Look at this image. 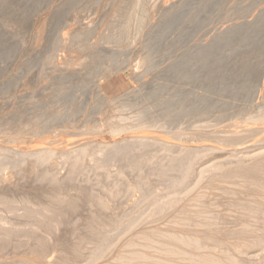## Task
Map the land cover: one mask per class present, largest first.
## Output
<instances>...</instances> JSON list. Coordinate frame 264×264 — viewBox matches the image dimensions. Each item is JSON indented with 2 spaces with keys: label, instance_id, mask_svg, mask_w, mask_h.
Wrapping results in <instances>:
<instances>
[{
  "label": "rangeland",
  "instance_id": "374dc122",
  "mask_svg": "<svg viewBox=\"0 0 264 264\" xmlns=\"http://www.w3.org/2000/svg\"><path fill=\"white\" fill-rule=\"evenodd\" d=\"M123 2V0H0V143L4 149H8L6 147L9 146V149L15 153V158L22 150H33V147L36 148V145V149L44 148L40 151L42 155L40 152L36 153L38 156L34 155L35 153H32L36 158H33V155H31L32 157H30V155L24 157V159L26 158V163L24 162L21 164L22 168L17 167L16 170H14V168L11 170L10 163H4V165L6 164L5 166H3L2 163L0 165V191H6L11 187L14 189L17 187L18 190L35 189L34 186H38L39 188V185L41 184L42 185L39 189L44 185H49L52 188H59L67 193H77L78 190H83L82 188H84L82 192L86 193L83 196L85 203L93 206V208H91L92 210L94 209L96 215L108 220L112 217L114 218L118 214H123V211H126L133 206V202L136 203L140 199L139 193H132V187H128L129 185L126 187L125 185L127 184L120 180L121 177H119L118 174L116 175L111 172L115 170L114 168L103 167L102 171H100L101 167L99 170V167L97 168L95 166L96 163H93L95 161L91 162L88 160L87 162L82 156L84 155L83 153H85L84 150L80 149L79 152L73 151V153H69L71 158L65 155H61L64 157L58 156V159L60 160L56 159L57 157H53L56 156L55 152L57 150H64V148L74 149L79 147L76 144H84L87 142L86 132L91 131L96 127L99 128V131L96 136L94 135V137H91L93 141L95 140V144H101L104 146L107 144L112 145L113 142L116 143L122 139L124 140L133 137L132 132L125 131H122L123 133L117 131V135H115L117 133L116 131L115 134H110L107 130L108 128L105 127L109 120H112L120 113L123 115L131 114L133 116V113L138 115L139 112L138 116L134 114L135 118L137 117L140 119H137L138 121L135 119V122L139 124H136V126L143 128H148L150 126V130L155 128L157 131L172 130L183 133L186 128L189 130L198 124L204 123V121L207 123L209 120L210 123L213 121L212 124H214V126L216 125L215 127H225L229 130H231L232 127L233 130L235 127L234 125L238 123L239 118L241 117L240 113L242 115L246 110V112L251 111L250 113H252L257 109L256 106H259L258 104L261 105L262 102L264 103V0H131L125 1V4ZM133 5L134 8H140L139 10L144 14L143 17L146 18L143 19L139 16L133 18L134 20L131 21L132 27L130 26L132 28L131 35L126 38L124 43H118L114 40L111 44L103 43L99 38H102L103 35H105L104 33L109 31L106 29H108L109 24L112 22L113 10L118 6L125 9L126 7L130 8V6ZM105 25L108 26L106 27ZM80 33L83 37H79ZM113 33H116V30H113ZM73 37H76V39ZM245 51L249 53L251 52L248 54V57L247 55H244V53L246 54ZM251 56L255 57V64L254 59L253 61H250L252 60L249 58ZM245 58L250 59L248 61L251 63L253 62L254 66L247 62V59ZM258 62L261 63V66L258 65ZM215 64L219 65L216 66ZM207 66L210 68V71ZM250 66H253L257 72L255 74L258 79L255 78L256 76L254 77L257 85L253 83L254 79L251 83V80L249 81V79L245 77H243V79L242 77H237L238 79L240 78L239 81H237L238 79H236V77L231 78V73L228 76V73L232 72L235 68L242 71L250 68ZM241 67L244 68L242 69ZM245 67L247 68L245 69ZM225 74L227 75L226 78ZM211 77L216 78L217 82H214V79L211 81ZM220 77H223L225 81L222 79L220 80ZM241 88L243 90H241ZM248 88L252 90H249ZM247 89L249 92L245 91ZM260 100L261 103L259 102ZM255 102H257V104ZM209 104L213 106L212 108L209 107V109H207L208 106L205 105ZM220 104L221 106H219ZM250 104L251 106H249ZM252 104H254V106ZM167 106L168 109L166 108ZM202 114H204V118ZM174 121H176V123ZM222 121L223 125L221 124ZM147 124L149 126H147ZM227 124H229V126H226ZM235 131L239 132L240 129ZM75 133L78 135L81 133V135L78 136ZM130 134L132 135L129 137ZM256 135L257 137L252 135L251 138L249 136L246 138V142L243 141L238 143L242 145L238 147L235 146V148H244L246 145H253L254 141L263 139L262 136H264V132L263 134ZM53 136H55L56 139ZM44 141L47 142V146H44ZM211 142L208 141V143L214 148V150H212L213 152H209L210 155H206L207 158H204L205 155L199 156L200 158H197L199 161L196 159L191 163L192 166L190 165V171H195L194 168H199L205 161V167L208 166L207 168H209V170H207L208 174L206 173L207 175H205L207 181L208 179L210 181L213 177L215 178L213 179L214 181L212 180V182L210 181L209 183L212 187L214 182H216L214 184L215 187L213 186L214 188L212 187V189L216 190V188H218L219 191L220 189L222 191L226 189V192L224 193H227V191L230 192V190L233 193L239 191L238 193L241 196L240 197L238 196L239 194H237L238 198L240 197L239 200L243 202H251L254 197L253 194L251 192L250 194L248 191L254 189L252 186L256 185L257 176L255 175V182H250L249 179L247 180V178L245 179L241 176L242 180L238 175L233 178L236 180V177L238 176L240 177V180L238 178L236 180L237 182L235 180L233 181V178L229 177L227 174L229 171L231 174L236 171L234 168L235 164H232V161L230 162V159L232 158L228 156L229 153L226 154V152H224L229 146H224L218 142L216 143V141H214V144ZM32 143L34 144L32 145ZM263 144L264 142H262L260 146H264ZM232 147L233 146H231V148ZM218 148L220 150H218ZM45 149L46 151H44ZM47 149L52 155L48 154ZM53 149L55 150L53 151ZM74 152L75 155H72ZM39 154L41 157H39ZM99 155L102 156L101 160L105 161L107 164L109 159L103 158L104 155L105 158H109L107 150L104 149ZM100 156L98 158H100ZM30 158L35 162L33 166H31L33 161ZM227 158L230 163L227 162L224 165V168L226 167L225 171L228 168V173L226 171V175L229 179H223L224 176L215 174L214 171H217V167L214 163L216 161H226ZM24 159H22V162ZM36 160L38 161L36 162ZM55 160L56 162H54ZM253 161H257L259 164L257 165L258 168L255 166V162H253L254 166L252 163L249 164L257 168L258 175L259 172L264 170V154L259 157V159L257 158ZM55 163H58L60 166ZM37 167H39V170ZM235 167L238 168L237 166ZM231 168L232 170H230ZM42 170L43 172L47 170L46 173H44L45 175ZM49 172L52 174L50 175ZM35 173L37 175H34ZM261 174L263 175L264 173L258 175L257 185H260L258 187L264 189V179L262 178L264 175L261 176ZM53 175L55 176L53 177ZM109 175H113L112 178ZM217 175L221 178H217ZM56 177L57 179H63H61L62 181L60 179V181H58ZM67 178L72 182L66 180ZM112 179L114 180L110 181ZM244 179L248 182H245ZM118 180L121 182H118ZM16 182L19 184L17 185ZM29 182H33L35 185L33 183L30 184ZM217 182H221L220 185L223 182H226V184L229 183V185L225 188V184L220 186ZM59 183L62 186L59 185ZM64 183L66 185L69 184L67 185L68 187H66ZM70 183L76 186H73ZM238 183L242 190L240 187L238 188ZM209 184L208 182H205L202 183V185H199V187L193 189L191 192L192 195L190 196L193 203L206 199L205 197H214V195L209 194V196L206 193L209 189L208 187L204 188L210 186ZM256 187L257 186H255V188ZM94 190H96V192ZM201 190H205L206 192ZM221 192L218 194L220 195ZM246 193L247 197L249 196V198L246 197L247 199L245 196L244 198L242 197ZM222 195H224L223 192L221 196ZM137 197L139 198L138 200ZM226 197L227 195L225 194L224 198ZM94 206L96 208L98 207L97 209L99 210H96ZM173 208L164 212L167 213L168 217L166 214H162V216L160 215L161 217L156 218L157 221H163L162 219L166 218L165 220L168 222L164 220L159 223L154 218L156 224L152 223L153 220H150L149 223L147 222L145 224V228H143L144 225H140L135 228L137 229L135 231L133 229L128 230L124 228L126 219L122 217L121 219H123V222L122 225L119 226V231L122 233L121 230H123V233H125L126 236L128 235V237L120 234L122 236H120V240L118 239L119 244L122 245L127 241L128 243H137L138 241L136 242L135 240L136 238L139 239V234L141 233L139 231L148 229V231L155 232L152 229L153 227H156L154 229H162V231L156 230V233L167 231V233L169 232L170 234H173L175 232L177 233V231H181L180 233H182V231L186 230V232L184 231L185 234L184 232L182 233L186 240L195 237L206 239L207 235L203 229H199L200 227L197 228L198 232L195 230L196 227H194L193 230L192 226H189V228H187L188 226H180V230L178 228L177 230L175 229V231L172 222H174V220L176 221L174 216L178 217L177 215H180L181 211L179 212V207L178 209L176 208L175 211V208ZM207 208L209 209V207ZM17 212V214L24 213L23 210H20V212L18 210ZM9 213L10 212H8V214ZM1 214L3 213L1 212ZM84 214L85 218L83 220L87 219L86 213ZM5 215L7 214L4 213V216ZM65 219H68V221H65ZM65 219H62L61 222L64 221L65 224H70V218L65 217ZM166 223L169 224L167 225ZM154 224L156 226H153ZM159 225H163L162 228H158L161 227ZM169 225L172 227L170 226L171 228H168ZM29 228L30 226H26L25 228H22V231L29 230ZM63 228L65 230L68 227L66 228L63 226ZM169 229L172 230L168 231ZM49 231L52 234H55V230L51 229ZM60 232L61 231L57 232L58 238L55 240V243L50 245L52 247L48 246L46 247L47 249L43 248L46 252L49 251L47 254L44 253L45 251L43 249H36V247H33V249H36L41 253H34L30 244H27V247L22 245L23 248L25 247V250L19 247V253L15 250L18 248L16 247L18 245H8L9 249L6 250L7 252H10L11 256L8 255V257H6L7 252L4 251L7 247L1 248L0 255L5 256L0 258V260H5L6 258L8 261L15 255L14 257L20 260L34 258L37 263L40 261L39 264H45L48 262V264H56L57 260L55 258L58 256L60 258L58 261L62 259L67 262L68 259V261L72 262L73 260H70L68 257L67 244L68 240L69 242L71 240L77 241V236L74 234L71 235V233L67 236L61 237L62 234H60ZM187 232L188 234H186ZM185 235L189 236L186 237ZM70 237L71 240L69 239ZM57 241L59 242V246L57 245ZM72 242L74 243L75 241ZM210 242L207 244L209 249L213 248V242ZM54 244L57 246H54ZM115 245L120 247L118 243ZM28 247L31 251L30 253H32L31 255H28L30 254ZM58 247L61 249L60 252H57L59 249ZM117 247L114 251L119 249ZM48 248L50 250H48ZM62 249L66 251V254H63L64 251L62 252ZM51 250L55 253L52 254ZM223 251H226V254ZM223 251V255H226L225 257H228L232 253L230 250L224 249ZM70 252L72 251L69 250V256ZM16 253L19 254L18 256L21 255V257H17ZM76 253L77 252L74 253V257L71 254L74 260H77ZM246 253L248 254V251L243 252V254ZM42 254L43 256L46 254L47 259L45 257H40ZM54 254H56V257ZM88 254H85L87 256L86 258L84 256L82 257L83 260L82 258H78L79 261L77 260L76 264H87L89 257ZM243 254L239 255L241 256L239 258L244 261L245 264H264V247L262 246L257 247L256 250L249 251V259L252 256L255 260H253L254 258L248 260V258L245 257L247 254L242 257ZM49 255L51 256L49 257ZM41 259H43L42 262ZM54 259L55 261L53 262L52 260ZM104 261L107 260L100 259L99 262L93 261L92 263L105 264L106 262Z\"/></svg>",
  "mask_w": 264,
  "mask_h": 264
},
{
  "label": "bare ground",
  "instance_id": "6f19581e",
  "mask_svg": "<svg viewBox=\"0 0 264 264\" xmlns=\"http://www.w3.org/2000/svg\"><path fill=\"white\" fill-rule=\"evenodd\" d=\"M123 1L125 2V1H131V0H123ZM15 5H18V4H15ZM118 5H120V4H118ZM107 6H106V8H107ZM115 7H117V6H115ZM137 9L138 8H134V5L130 6V8L126 7L125 9H123V7H121V6H118L117 8H115L113 10L112 22L109 24L108 29L105 28L106 30H109V31L108 32L106 31V33H104L105 35H103V37L99 38V39H101L103 41V43H110L111 44V43H113V40L117 41L118 43H124L126 38L129 35H131V32H132L131 21L134 20L133 18L136 16L142 17L143 19L146 18V17H143L144 14L142 11L139 10L140 8L138 10ZM60 14H61V11H60ZM52 20H53V18H52ZM107 24H108V22H107ZM113 30L114 31L116 30V33H113ZM73 36H75V35H73ZM80 36H81V33H80L79 37ZM81 37H83V36H81ZM73 38L76 39V37H73ZM77 39H78V36H77ZM115 44H117V43H115ZM250 53L246 52V54L244 53V55L245 56L247 55V57H248L249 56L248 54H250ZM249 58H251L252 60L245 58V59H247V62H249L248 60L253 61V59H254V64H255V61H256L255 57L251 56ZM257 58H259V57H257ZM199 62H201V61H199ZM249 63H251V62H249ZM258 63H259L258 65L261 66V63L260 62H258ZM251 64L254 66L253 62ZM210 65H211V63H210ZM218 65H216V66H218ZM253 66L252 67L250 66V68L245 67V69L246 68L247 69L242 70V71H239L236 68L235 69L232 68L234 72L231 69V71L233 73L232 72H229V73L227 72V73H228V76L230 75V73L232 74L231 78L236 77V79H238L237 77H242V79H243V77H245V78L249 79V81L251 80V83H252V80L256 76L255 73H257ZM211 68L214 69L213 67H211ZM241 68L243 69L244 67H241ZM208 69L210 71L209 67H208ZM235 70H237V71H235ZM212 72H214V71H212ZM222 72H223V70H222ZM214 73H216V72H214ZM217 73H219V72H217ZM210 75H212V74H210ZM214 77H211V81H212V79H214L215 80L214 82H217L216 78H214ZM226 77H227V75L225 76V78ZM255 78L258 79L257 76ZM221 79L224 80L223 77H220V80ZM239 79L237 81H239ZM218 82H220V81H218ZM255 82H256V80L254 79L253 83L256 84L257 82L256 83ZM241 90H243V89L241 88ZM247 90H245V91L249 92V90H252V89H249L248 91ZM262 91H263V89H262ZM194 94H195V92H194ZM239 94H241V93H239ZM209 101H212V100H209ZM263 101H264V99H263ZM259 102L261 103V100ZM255 103L257 104V102H255ZM254 104H252V105L254 106ZM209 105H205V106H208L207 109H209V107L212 108V106H213V105L212 106L211 105L209 106ZM258 105H259L258 107L256 106L257 109H255L253 107L255 109V111L252 113H250L251 111L246 112L247 110L244 113H242V115L240 113L241 117L239 118L238 123L236 125H234L232 123L235 126L233 130H232V127H231V130H229L225 127H215L216 125L214 126V124H212L213 121H212V123H210V120L207 123H205V121H204V123L198 124V125H196L197 124L196 123V124H194L196 126L190 128L189 130L187 128L185 130L183 129L185 131L183 133L177 132V131H172V130L171 131H157L155 128L150 130L151 128L149 129L150 126L148 124H147V126H149L148 128L136 126V124H138L137 122H135V119L136 120L138 119L137 117L135 118V115H137L136 113H133V116L131 114L123 115L120 113L119 115L115 116V118H113L112 120H109V122L106 121L108 123V125L106 123L105 127L108 128L107 130L109 131L110 134L111 133L115 134V131L116 132L117 131H121V132L125 131V132H132L133 137H131L129 139H124V140L120 139L121 141H118L119 140L118 139L117 140L118 142H116V143L113 142L112 145L107 144L108 146L107 145L104 146L101 144H95L94 143L95 140L93 141V139H91L92 136L93 137H94V135L96 136L97 132L99 131V128L96 127L94 129H92L91 131H87L86 132L87 137L85 136L87 139V142H85L84 144L79 143L80 145L76 144L79 147L76 146L77 148H74V149L73 148L72 149L64 148V150H62L61 149L62 147H61L60 148L61 150H57L55 152L56 156H53V157H57L56 159H58V156L64 157L61 155L69 156V153L71 154V153H73V151L79 152V150L82 149L85 152V153H83L84 155H82V156L87 160V162H88V160H90L91 162L95 161L93 163H96L95 166L97 168L99 167V170L101 167L100 171H102L103 167L114 168L115 169V170H113L114 172L111 170L110 171L116 175L118 174V176L121 177L120 180H122L123 182H125V184H127V185H125L126 187L128 185H129L128 187H132V190H133L132 193L138 192L140 195L139 196L140 199L137 197V200L138 199L139 200L136 203L133 202V204H132L133 206H131L128 210L123 211V214H118L117 216H115L116 218L112 217L113 219L111 218V219L107 220V219H103L100 216L96 215L94 213V209L92 210L93 206L87 205V203H85L83 196L86 193L82 192L84 190V188H82L83 190H78L79 193H78V191H77V193L76 192L73 193L72 192L73 190L71 189L72 188L71 187L70 189L72 190L71 191L72 193H67L64 190H61L59 188H52L49 185H44L41 189H39L40 186L42 185L41 184V185H39V188H38V186L37 187L34 186L35 189H25V190L20 189V190H18L17 187H15L16 189L11 187V188L7 189L6 191L1 190L0 191V249L7 247V248H5V251L3 249L4 252H7L6 249H9L8 245L9 246L18 245V246H16L18 248H16L15 250H17L16 252L19 253V251H20L19 247L25 250V247L23 248L22 245H25L27 247V244L28 245L30 244L32 246V251L34 250L33 247L34 248L36 247V249L37 248H40V249L44 248L45 249L48 246L52 247L50 245L52 243H55V240L58 238L57 232L61 231L60 232V234H62L61 237L67 236V235L72 233L71 235L74 234L75 236H77L76 237L77 241L71 240V237H70L69 239L71 240L70 241L71 243L68 240V244H67L68 257L70 260H73V261L72 262L68 261V259H67V262L65 260L63 261L62 259L58 261V259H60V258L57 256V258H55L57 260L56 264L59 262H61L59 264H76L77 260L79 261V259H81L83 256L85 258L87 257L85 255L86 253L87 254L89 253L87 264H90L93 261L99 262L100 259L107 260V261H104V262H106L105 264H245L244 261L240 260L239 257H241V256H239V255H241V254H243V252H247V251L249 254V251L256 250L257 247H261V246L264 247V189L258 187L260 185H257L258 184V175L260 173H264V170H262L263 172L262 171L259 172V174L257 175V168H258L257 165H259L257 163L258 160L256 162L253 161V160H256L257 158L259 159V157L263 156V154H264V146H260L262 144V142H264V136H262L263 137L262 140L254 141L253 145H249V146L246 145L245 147L243 146L244 148H237L238 146L242 145V144H238V143H241L243 141L246 142V138H248L249 136H250V138L252 135L253 136L255 135L257 137L256 134H263V132H264V103L262 102L261 105L260 104H258ZM219 106H221V104ZM249 106H251V104ZM164 108H165V106H164ZM166 108L168 109V106ZM195 108H196V106H195ZM200 108L202 109L201 106H200ZM211 108H210V110H211ZM180 109H183V108H180ZM216 109H217V107H216ZM209 112H211V111H209ZM146 114H148V113H146ZM138 115H139V112H138ZM203 115L204 114H202V116ZM203 118H204V116H203ZM170 119H171V117H170ZM138 120H140V119H138ZM174 122L176 123V121H174ZM229 122H227V123H229ZM221 124L223 125V121L221 122ZM229 124H227L226 126H229ZM180 125H182V124H180ZM189 125H191V124H189ZM158 127H161V126H158ZM237 129H240V131L236 132L235 130H237ZM103 130H104V128H103ZM186 130H188V131H186ZM117 134H118V132L115 135H117ZM76 135H78V134H76ZM79 135H81V133ZM83 135H84V133H83ZM131 135L132 134H130L129 137ZM56 136H57V134H56ZM73 136H75V135H73ZM53 137L55 138V136H53ZM6 138H8V137H6ZM45 140H46V137H45ZM0 141H1V139H0ZM208 141H210V142L212 141L211 143H213V144H214V141H216V143L218 142L224 146H229V148L224 150V152H226V154L229 153L228 156L230 158H232V159L229 158L230 162L232 161L231 163L235 164L234 168L236 171H234L231 174L230 171L228 173V171H227L228 168H227V170H226L228 173L227 174L225 171L226 167L224 168V165L227 162L230 163L228 158L226 161H216L214 163V165H216V167H217V169H216L217 171H214L215 174L224 176L223 179L224 178L229 179V177L233 178L234 176L238 175L240 177L241 176L244 177L245 179L247 178V180L249 179L250 182H253V181L255 182V180L257 178V183L255 185L257 187L255 188V186L253 185L254 187L252 186V188H254V189L250 190L251 187L249 186L250 191L247 190L249 193L251 192L253 194V197H254V199L252 200L253 202L252 201L251 202H249V201L245 202L244 201L245 202L244 203L243 201L239 200L241 197L240 194L238 193L239 191L234 192L235 193L234 194L231 190H230V192L227 191V193H224V192H226L225 191L226 189L224 191H222L221 189L219 191L218 188H216V190L212 189V187L214 186V184L216 182H214V184L211 187V185L209 183H210V181L212 182V180L215 178L213 177V179H211L210 181L208 179V181H207V177L205 175L208 174L207 170H209V168H207L208 166L205 167V165H204L205 161H204V164H201V166L199 168L198 167L194 168L195 171H192V172L190 171V165L192 162H194L201 155L202 156L205 155L204 158L206 157V155L209 156L210 155L209 152L214 150V148L211 146V144L208 143ZM37 142H42V141H37ZM71 142H72V140H71ZM4 143H6V142H4ZM33 144L34 143H32V145ZM43 144H44V146L48 145L47 142H45V141ZM231 146H233V147L231 148ZM235 146H237V147L235 148ZM1 147H2V144L0 146V165L3 163V166H5L7 163H10L9 165H10L11 170H12V168H14V170H16L17 167L22 168L21 164L26 161L25 160L26 158L24 159V157H28L29 155H30V157H32L31 156V155H33L32 153H35L34 155H37L36 153L42 151L41 149L43 148V147L41 148L40 146H38L41 149H36L37 148V145H36V148L33 147V150H22L20 153L18 152L19 154L15 158V156H14L15 153H13L11 149H9V146L6 147L8 149H4L3 147L2 148ZM30 147H32V146H30ZM74 147H75V145H74ZM104 149L107 150V154L109 156V158H107V157L105 158V155L103 157L104 159H109L107 161V164L105 163V161L101 160V157H102V156H100L101 154L99 155V153L104 151ZM54 150L55 149H53V151ZM218 150H220V149L218 148ZM44 151H46V149ZM47 152H48V154L52 155V153H50L48 151V149H47ZM40 154H41V152H40ZM40 154H39V157H41V155H42V154L41 155ZM34 155H33V158H36ZM72 155H75V152ZM98 155L100 156V158H98L99 157ZM70 156H69V158H71ZM82 156H80V157H82ZM39 157H37V158H39ZM22 159H24L23 162H22ZM31 160L33 161V159H31ZM38 160H36V162ZM58 160H60V159H58ZM61 160H63V159H61ZM28 161H30V160H28ZM81 161H82V158H81ZM54 162H56V160ZM253 162L256 163L255 166L257 168L253 167L254 166ZM4 163H6V164L4 165ZM34 163L35 162L33 161V164H31V166H33ZM249 163H252L253 166H251ZM37 164H35V165H37ZM55 164H58V163H55ZM235 166H237L238 168H236ZM39 167H37L38 170H39ZM43 167H46V166H43ZM23 170H24V167H23ZM33 170H34V168H33ZM44 170H45V168H44ZM50 170H51V168H50ZM230 170H232V168ZM46 171L43 172V170H42L43 174L46 173ZM258 171H259V169H258ZM20 172H21V170H20ZM67 173H69V172H67ZM51 174L52 173H50V175ZM34 175H37V174L35 173ZM71 175H73V174H71ZM96 175H97V173H96ZM116 175H115V177H116ZM255 175L257 176L256 178H255ZM263 175L261 174V176H263ZM54 176L55 175H53V177ZM112 176H110V177L112 178ZM238 176L236 178L237 179L239 178V180H240V177H238ZM242 177H241V179H242ZM47 178H49V177H47ZM217 178H221V177L218 176ZM262 178L264 179V176ZM262 178H261V180H262ZM4 179H5V177H4ZM35 179H36V177H35ZM56 179H57V177H56ZM59 179L60 178H58L57 180L60 181L63 178H61L60 180ZM114 179H112L110 181H113ZM252 179H254V180H252ZM66 180H68V178ZM219 180H221V179H219ZM234 180H235V178H233V181ZM247 180H245V182ZM261 180H259V181H261ZM94 181H95V178H94ZM225 181H226V179H225ZM53 182H55V181H53ZM69 182H72V181H69ZM118 182H121V181L118 180ZM205 182H208V184L210 186H206L204 188L208 187L209 189L207 192L205 190H201V191H205L208 195L209 194L214 195V197L213 198L205 197L203 194V196L206 199H203L201 201H197L196 203L195 202L193 203L192 200L190 199V196L192 195L191 192L193 191L194 188L199 187V185H202V183H205ZM236 182H234V183H236ZM13 183H11V184H13ZM32 183H30V184H32ZM60 183H59V185H61ZM220 183H218V184L220 185ZM243 183H244V181H243ZM2 184H4V183H2ZM18 184L19 183H17V185ZM33 184L35 185V183H33ZM64 184H63V186H64ZM70 184H72V183H70ZM114 184H117V183H114ZM222 184H225V186L223 185L225 188H227L229 185V183L226 184V182L225 183L223 182ZM249 184H251V183H249ZM67 185H69V184H67ZM67 185H66V187H68ZM80 185H82V184H80ZM233 185H235V184H233ZM237 185H239V183ZM73 186H76V185H73ZM78 187H79V185H78ZM92 187H91V190H92ZM239 187H240V185L238 186V188ZM242 187H244V186H242ZM32 188H33V186H32ZM123 188H125V187H123ZM238 188H237V190H238ZM22 189H23V185H22ZM67 189H69V188H67ZM126 189H128V188H126ZM240 189H241V187H240ZM217 190H218V193L222 191L224 195L225 194L227 195V197L224 198V195L221 196L222 192L219 195L217 193ZM244 190H245V188H244ZM94 191L96 192V190H94ZM126 192H128V191H126ZM101 193H103V192H101ZM114 193H116V192H114ZM129 193H130V191H129ZM132 193H131V195H132ZM206 193H205V195H206ZM247 193L245 195H243L242 197L244 198V196H245V198H246ZM233 194H234V196H233ZM237 194H239L238 195V196H240L239 198H238ZM94 195H95V193H94ZM235 195H236V197H235ZM103 196H105V195H103ZM236 198H238V199H236ZM247 198H249V196ZM90 200H91V198H90ZM178 207L180 208L179 212L181 211L180 212L181 214L177 215L178 214V212H177L176 215L178 217L174 216L176 218V221L174 220V222H172L173 223L172 225H174L173 229L177 230L179 228V230H180V226H183V227L188 226L187 228H189V226H192V229L194 227H196L195 230L198 232L197 228L200 227L199 228L200 230L203 229V231H205V234L207 235L206 239H199L198 237H195L192 239L188 238L189 240H186L184 235L182 234L184 231L186 232V230H184L186 228L182 229V230H184V231H182V233H180L181 231L180 232L177 231V233L175 232L173 234H170L169 232L167 233V231L156 233V230L162 231V229H154L156 227H153L152 229L155 232L148 231V229L139 231V232H141L139 234L141 237L139 236V239L136 238L135 241L136 242L138 241L137 243H128V241H127L126 243H123L122 245L119 244L120 236H122V235L126 236V234L123 233V230H121V228H120V230L122 231V233L119 231V226L122 225V222H123L122 221L123 219H121L122 217H124L126 219V223L125 224L123 223L124 228L128 229V230L133 229L135 231V230H137L135 228L137 226H140V225L141 226L144 225L143 228H145L146 227L145 224L147 222L149 223L150 220H153L152 223L156 224V221H157L156 218L161 217L162 214H166V216H167V213H164L165 211H167L168 209L170 210L171 208H173L175 211L176 208L178 209ZM207 207H209V209ZM97 208H96V210H99ZM173 209H172V211H173ZM18 210H19V212H20V210L21 211L23 210L24 213L23 214H20V213L17 214ZM1 212L3 214H1ZM8 212H10V213L8 214ZM4 213H6L7 215L4 216ZM84 213H86V215H87L86 218L88 220L87 219L83 220L85 218ZM120 213H121V211H120ZM168 215H170V214H168ZM65 217L70 218V224L66 223L69 226L66 225L64 221L61 222V220L65 219ZM105 218H108V217H105ZM154 218L156 220L155 222H154ZM165 219L166 218H164L162 220L164 221ZM66 220L68 221V219H65V221ZM160 221H157V222H159V223L163 222V221H161V222ZM165 221H167V220H165ZM63 222H64V225H63ZM155 224L153 226H156ZM166 224L168 225L169 223H166ZM26 226H30L29 230L22 231V228H25ZM63 226L66 228L68 227V228L64 230ZM159 226H161V227H158V228H162L163 225H159ZM170 226L171 225H169L168 228L172 227V226L171 227ZM51 229L55 230V232H54L55 234H52L49 231ZM164 229H166V228H164ZM170 230H172V229H169L168 231H170ZM196 231H195V234H196ZM185 232H184V234H185ZM191 232H192V230H191ZM76 233H77V235H76ZM202 233H204V232H202ZM120 234H122V235H120ZM186 234H188V232ZM200 235H202V234H200ZM185 236L187 237L189 235H185ZM126 237H128V235ZM72 239H74V238H72ZM209 240L211 242H213V248H210V249L207 247L208 242H210ZM72 241H75V242L73 243ZM116 243H118V245L120 247H117V245H115ZM55 245L56 244H54V246ZM57 245L59 246V242ZM62 245H63V243H62ZM115 246L119 249L114 251V249L116 248ZM18 249H19V251H18ZM224 249L230 250L232 252L231 253L232 256L229 255L228 257H225L226 255H223L224 254L223 252H225V254H226V251H223ZM28 250H29V247H28ZM35 250H34V253L35 252L37 253L38 250H36V251ZM48 250H50V249L48 248ZM58 250H57V252L61 251L60 248ZM65 250H66V248H65ZM69 250L72 251V252H70V256H69ZM44 251L43 252L46 254H47V252H49V251L46 252V250H44ZM63 251L64 250L62 249V252ZM30 252L31 251L29 250V253ZM65 252L66 251H64L63 254H66ZM73 252L74 253L77 252L76 253L77 260H74V258H73L74 253ZM18 253H16L17 257H21V255L18 256L19 255ZM38 253H41V252H38ZM53 253H55V252L52 251V254ZM254 253H256V252H254ZM6 254H7L6 257H8V255H10V252H7ZM11 254H12V252H11ZM13 254H15V253H13ZM31 254L32 253H30L28 255H31ZM46 254H45V256H43V254H42V256L40 255V257H43V258L45 257L47 259ZM56 254H58V253H56ZM56 254H54L55 257H56ZM71 254L73 255V257ZM246 254H243L242 257H244ZM247 255L245 257H247L248 260H250L251 258L252 259L254 258L251 256V258L249 259V255L248 256ZM3 256H5V255H0V258H2ZM14 256H13V258H11V260H8V261L6 260V258H5V260L1 259L0 264H36L37 263V261H35L36 259H34V258L33 259L26 258V259L20 260ZM50 256L51 255H49V257ZM36 257H38V256H36ZM257 257H258V255H257ZM55 259L52 261L54 262ZM82 260H83V258H82ZM253 260H255V258ZM42 261H43V259H41V262ZM62 261H63V263H62ZM39 263H40V261H38L37 264H39ZM48 263H45V264H48ZM50 264H54V263H50Z\"/></svg>",
  "mask_w": 264,
  "mask_h": 264
}]
</instances>
